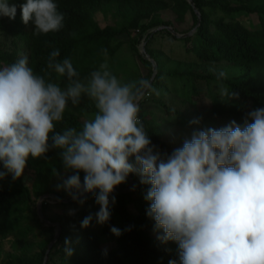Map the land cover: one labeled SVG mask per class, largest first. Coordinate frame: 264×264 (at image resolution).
<instances>
[{
    "label": "clouds",
    "instance_id": "9594fccd",
    "mask_svg": "<svg viewBox=\"0 0 264 264\" xmlns=\"http://www.w3.org/2000/svg\"><path fill=\"white\" fill-rule=\"evenodd\" d=\"M19 7L23 24L34 25V36L64 27L55 0H26ZM16 13L15 4L0 0V17L14 20ZM59 57V49L49 54L44 75L34 72L26 55L0 68V180L9 174L20 178L29 156L59 150L71 175L58 190L81 206L91 195L99 206L82 219L86 229L93 219L98 225L110 220L114 190L136 174L141 185H150L144 198L151 202L153 231L161 242L178 245L180 264H264V108L248 112L243 126L233 120L219 129L194 130L169 154L152 144L138 115L147 80L121 83L107 61L81 78L70 59ZM51 72L67 85L52 82ZM226 79L225 72L217 73L221 101L238 98ZM84 96L94 104L91 117L79 129L57 132L69 102L76 106ZM110 231L122 234L115 226ZM63 250L73 255L70 238Z\"/></svg>",
    "mask_w": 264,
    "mask_h": 264
},
{
    "label": "trees",
    "instance_id": "16d2710c",
    "mask_svg": "<svg viewBox=\"0 0 264 264\" xmlns=\"http://www.w3.org/2000/svg\"><path fill=\"white\" fill-rule=\"evenodd\" d=\"M9 1V5L17 6V13L14 20L0 17V68L26 55L34 72L44 75L42 69H46L49 54L59 49L58 59H70L84 78L107 61V56H115L123 45L121 37L126 36L146 69L140 80L150 83L154 67L139 49L143 43L145 54L157 64V73L140 101L138 115L152 144L168 153L171 128L165 125L167 120L146 110L147 101L161 106L166 115L175 117V130L191 125V120H200L205 114L216 117L247 115L254 109L264 108V0H192L200 16L188 0H55L58 10L64 14V27L39 36L32 34L34 25L31 22L27 26L22 22L19 6L26 0ZM98 13L111 14L114 24L102 27L96 18ZM166 14L168 18L164 17ZM252 15L258 17V22L247 24L246 19ZM189 16L190 27L181 29L188 24ZM168 27L179 34L195 30L189 36L177 37ZM164 34L183 44L186 54L194 58L191 67L183 71L166 68L169 57L153 46L156 37ZM108 65L115 75L113 65ZM211 65H223L222 71L227 74L223 83L230 91L238 93V98L221 101L217 73ZM50 79L62 88L67 85L66 78L55 72H51ZM170 79L181 84L175 98L180 108L165 101L173 92ZM193 101L208 105L203 110L196 109ZM94 111L93 102L86 96L76 106L69 102L64 119L56 123L55 130L79 129L84 122L82 115ZM130 162L135 163L134 158H130ZM0 171H4L2 162ZM69 175L71 173L63 168L59 150L50 149L44 157L29 156L20 178L13 180L9 174L0 180V264H44L45 261L46 264H169V261L180 264L178 245L174 241L158 240V233L153 231L154 221L147 216L151 202L144 197L150 185H141L139 177L130 174L127 182L117 186L112 194L116 203L111 205L110 220L96 231L92 225L81 228L86 216L78 218L77 209L75 215L66 211L69 205L78 204L52 187L56 177L66 179ZM130 178L132 186L126 190ZM47 194H55L67 202L43 201L42 219L34 208ZM90 204L99 210L91 195L85 202L86 207ZM56 205L63 207L49 215ZM113 226L121 229L119 237L111 233ZM65 238L71 240L73 255L70 257L63 250Z\"/></svg>",
    "mask_w": 264,
    "mask_h": 264
},
{
    "label": "rangeland",
    "instance_id": "374dc122",
    "mask_svg": "<svg viewBox=\"0 0 264 264\" xmlns=\"http://www.w3.org/2000/svg\"><path fill=\"white\" fill-rule=\"evenodd\" d=\"M8 3H10V1L8 0ZM165 18H168V14L164 15ZM97 21L98 23L104 27L106 25L109 24H114V20L112 18V15H104L103 13H98L96 15ZM189 22L188 24L182 25L181 29L183 30H187L190 27L191 24V18L189 16ZM246 23H257L258 22V17L255 15L250 16L248 19H246ZM121 41L123 42V45L121 46V48L118 50V52L115 54V56L113 57H109L107 56V61L108 63H110L111 65H113L114 69H115V75L117 76V78L121 81V83H128V82H132V81H139L140 77L142 74H144L146 72V69L144 67V65L139 61L138 57L136 56V54L133 52L131 44L129 39L126 36H122L121 37ZM153 46L155 48H159L161 50H163L166 55L169 57V61L168 64L166 66V68L168 70H180L183 71L186 68L191 67V65L194 62V58L192 57V55H188L185 52V49L183 47V44L180 42H177L175 40H173L172 37H170L169 35H158L154 41ZM143 48V43H141L139 45V49L140 51H142ZM222 66L223 65H211L210 68L215 72V73H219L220 71H222ZM181 84L179 82H171L170 79V83L169 86L170 88L173 90V92L167 96L165 98V101L172 107L175 108H180V104H178V102L175 100V98L177 99V90L181 87ZM194 105L196 107V109H205L204 106L208 105L207 103H202L201 102H197V101H193ZM146 110L148 111H153L154 114L156 115L157 118L159 119H165L168 122L165 124L166 126L170 127L171 130L169 132V136L170 138L168 139V142L170 144V152L171 153L174 149L176 148H180L183 145V142L186 139H190L191 138V134L194 130H203L205 128H215V129H219L221 127H224L226 125H228L231 121H236L237 124L243 126L244 124V120L246 115L245 114H241V115H224V116H211V115H207L205 114L204 117L202 119H200V124L198 125H189V126H181L180 129L175 130L174 127L176 125V119L175 117H170L168 115H166L164 109L155 104L152 103L150 101L146 102ZM91 117V114H86V115H82V119H88ZM249 122H251L249 120ZM161 152H166L165 150L159 149ZM168 153V152H167ZM64 178L62 177H56V179L53 181L52 183V187L54 188V190L56 192H58L60 195L65 196L66 198L69 197L65 191L58 190L57 186L62 184ZM39 201V200H38ZM38 205V202H37ZM72 205H69L66 208V211L69 212V210H75L77 209V216L78 218H81L83 216H88L89 214H92L94 216V214L98 211L95 210L94 205H89V207H86V205L84 204L83 206L81 205H76L74 207H71ZM63 205H56L53 206L51 208V211H49V215H53L54 210H57L59 208H62ZM36 211L38 210V206H36L34 208ZM115 213V212H113ZM91 227L98 231L101 229V227L103 225H98L95 221V219H93L92 223H91ZM9 248V244L6 245V249Z\"/></svg>",
    "mask_w": 264,
    "mask_h": 264
},
{
    "label": "water",
    "instance_id": "95a60500",
    "mask_svg": "<svg viewBox=\"0 0 264 264\" xmlns=\"http://www.w3.org/2000/svg\"><path fill=\"white\" fill-rule=\"evenodd\" d=\"M188 1H189L190 4L194 7L196 13L200 16V12H199L198 9L194 6V2H193L192 0H188ZM160 28H162V27H160ZM168 29H169V30H170L175 36H177V37H186V36H189V35H191V34L193 33V31L195 30V29H194L192 32H190V33H188V34H179V33H177L176 31H174L171 27H168ZM141 53L144 54L145 57L148 58V59H150V60L152 61V63H153V67H154V75H153V77H152V79H151V81H150V83H149V85H151L152 82H153V80H154V76H155V74L157 73V64H156V62H155L153 59H151L148 55L145 54V53H146L145 45H143V48H142ZM132 183H133V181H132V179L130 178V186H129V188L126 189V190H129V189L131 188ZM49 196L54 197V198H56V199L59 200V201L67 202L66 199H63V198H61V197H59V196H57V195H55V194H47V195L42 196V197L39 199V201H38V205H37V206H38V214H39V216H40L42 219H44V215H43V212H42V202H43V199H44L45 197H49ZM49 224H50V223H49ZM59 232H60V226H59ZM58 234H59V233H58ZM58 234H57V236H58ZM57 236H56L55 240L57 239ZM55 240H54V241H55ZM54 241L52 242V244L54 243ZM49 250H50V247H49V249L47 250V255H46V257H45V260H46V258H47V256H48V252H49ZM44 264H46V261L44 262Z\"/></svg>",
    "mask_w": 264,
    "mask_h": 264
},
{
    "label": "built area",
    "instance_id": "2783aa9c",
    "mask_svg": "<svg viewBox=\"0 0 264 264\" xmlns=\"http://www.w3.org/2000/svg\"><path fill=\"white\" fill-rule=\"evenodd\" d=\"M43 201H46V203L54 204L57 201V199L49 196V197H45Z\"/></svg>",
    "mask_w": 264,
    "mask_h": 264
}]
</instances>
